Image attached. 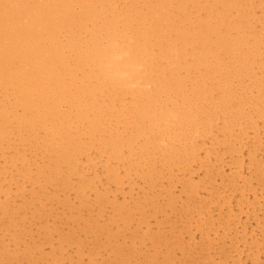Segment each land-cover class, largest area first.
Here are the masks:
<instances>
[{
	"label": "bare ground",
	"instance_id": "1",
	"mask_svg": "<svg viewBox=\"0 0 264 264\" xmlns=\"http://www.w3.org/2000/svg\"><path fill=\"white\" fill-rule=\"evenodd\" d=\"M222 262L264 264V0H0V264Z\"/></svg>",
	"mask_w": 264,
	"mask_h": 264
},
{
	"label": "rangeland",
	"instance_id": "2",
	"mask_svg": "<svg viewBox=\"0 0 264 264\" xmlns=\"http://www.w3.org/2000/svg\"><path fill=\"white\" fill-rule=\"evenodd\" d=\"M260 201H262V198H260ZM248 228L250 229L249 225H248ZM221 264H228V263L227 262H222Z\"/></svg>",
	"mask_w": 264,
	"mask_h": 264
}]
</instances>
